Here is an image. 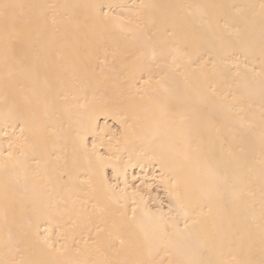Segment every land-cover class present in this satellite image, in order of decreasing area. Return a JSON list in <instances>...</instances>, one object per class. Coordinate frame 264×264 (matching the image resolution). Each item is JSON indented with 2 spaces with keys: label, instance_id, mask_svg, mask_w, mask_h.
<instances>
[{
  "label": "bare ground",
  "instance_id": "6f19581e",
  "mask_svg": "<svg viewBox=\"0 0 264 264\" xmlns=\"http://www.w3.org/2000/svg\"><path fill=\"white\" fill-rule=\"evenodd\" d=\"M8 2L0 264H259L264 0Z\"/></svg>",
  "mask_w": 264,
  "mask_h": 264
},
{
  "label": "snow or ice",
  "instance_id": "6c2138e0",
  "mask_svg": "<svg viewBox=\"0 0 264 264\" xmlns=\"http://www.w3.org/2000/svg\"><path fill=\"white\" fill-rule=\"evenodd\" d=\"M25 7L20 4L8 2V0H0V24L3 25L5 31L9 28L11 29H19L23 25V16L20 10ZM11 155V153H9ZM262 244H264V240H262ZM233 264H255V261L248 260H240L233 262ZM259 264H264V259L259 261Z\"/></svg>",
  "mask_w": 264,
  "mask_h": 264
}]
</instances>
